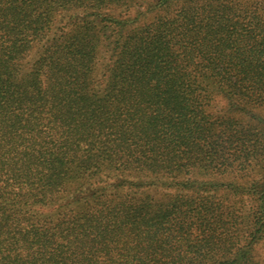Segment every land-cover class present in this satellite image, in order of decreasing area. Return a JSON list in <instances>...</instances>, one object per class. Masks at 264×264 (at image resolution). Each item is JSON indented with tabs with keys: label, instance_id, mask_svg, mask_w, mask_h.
I'll list each match as a JSON object with an SVG mask.
<instances>
[{
	"label": "trees",
	"instance_id": "trees-1",
	"mask_svg": "<svg viewBox=\"0 0 264 264\" xmlns=\"http://www.w3.org/2000/svg\"><path fill=\"white\" fill-rule=\"evenodd\" d=\"M255 109L264 0H0V264H262Z\"/></svg>",
	"mask_w": 264,
	"mask_h": 264
},
{
	"label": "rangeland",
	"instance_id": "rangeland-1",
	"mask_svg": "<svg viewBox=\"0 0 264 264\" xmlns=\"http://www.w3.org/2000/svg\"><path fill=\"white\" fill-rule=\"evenodd\" d=\"M102 61H103L102 64H104L106 62V59L105 60L103 59ZM224 107H225V102L220 97H218L217 101H216V104H215V107H214V111L215 112L217 111L219 113L223 112L224 111ZM254 113H256L257 115H262V114L264 115V109H255ZM242 182H240V183H242ZM246 206L248 207V205H245V209H244L243 206H241L240 210L242 209L243 210L242 212H244V210L246 211V209H247ZM125 240L128 243V241L131 240V239H125ZM125 245H128V244L125 243ZM256 252H257L258 260L262 264H264V243H261L260 245H258L256 247Z\"/></svg>",
	"mask_w": 264,
	"mask_h": 264
}]
</instances>
